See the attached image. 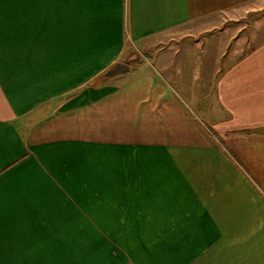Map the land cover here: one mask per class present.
Returning <instances> with one entry per match:
<instances>
[{"label": "crops", "instance_id": "0c3cea01", "mask_svg": "<svg viewBox=\"0 0 264 264\" xmlns=\"http://www.w3.org/2000/svg\"><path fill=\"white\" fill-rule=\"evenodd\" d=\"M0 264H264V0H0Z\"/></svg>", "mask_w": 264, "mask_h": 264}, {"label": "rangeland", "instance_id": "374dc122", "mask_svg": "<svg viewBox=\"0 0 264 264\" xmlns=\"http://www.w3.org/2000/svg\"><path fill=\"white\" fill-rule=\"evenodd\" d=\"M247 25H250V24H247Z\"/></svg>", "mask_w": 264, "mask_h": 264}]
</instances>
